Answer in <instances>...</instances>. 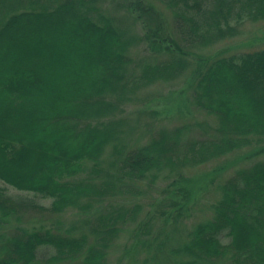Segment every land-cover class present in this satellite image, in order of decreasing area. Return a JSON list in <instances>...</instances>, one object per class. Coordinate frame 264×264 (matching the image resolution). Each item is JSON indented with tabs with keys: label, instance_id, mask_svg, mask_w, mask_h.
I'll return each mask as SVG.
<instances>
[{
	"label": "trees",
	"instance_id": "16d2710c",
	"mask_svg": "<svg viewBox=\"0 0 264 264\" xmlns=\"http://www.w3.org/2000/svg\"><path fill=\"white\" fill-rule=\"evenodd\" d=\"M106 2L0 0V264H110L120 245L135 264H264V159L189 172L264 141V49L195 59L191 102L214 122L130 141L123 116L190 49L264 22V0H129L131 20ZM203 191L211 212L188 224Z\"/></svg>",
	"mask_w": 264,
	"mask_h": 264
},
{
	"label": "rangeland",
	"instance_id": "374dc122",
	"mask_svg": "<svg viewBox=\"0 0 264 264\" xmlns=\"http://www.w3.org/2000/svg\"><path fill=\"white\" fill-rule=\"evenodd\" d=\"M127 1L129 0H112L110 2L107 0L106 3L111 12L124 19H130L129 13L119 6V4H125ZM144 1L149 3L150 0ZM156 2L159 3L158 1ZM161 9L164 12V30H166V33L171 36V34L175 32L173 17L165 6L162 5ZM137 30L142 31V28L137 27ZM238 31L239 32L234 36H228L207 46H197L190 49L189 51L191 53L189 58L192 64L184 74L175 80L169 82H156L155 84L140 90L138 97L129 101L125 105L123 116L129 119L130 126H127V130L130 141H137L138 139L147 141L148 135L151 132L153 133L163 124H183L194 120H208L214 122L213 117L208 116L204 111L195 109V106L191 102V94L193 92L192 86L195 79V70L193 71L195 59H198L199 57L216 59L221 56H228L235 53L264 49V22L246 21L241 27H239ZM146 52L150 53L151 48L144 42L139 43L133 48V55L141 56L145 55ZM178 103H182L179 109L177 108ZM185 103L190 106V109L188 108V105L186 107L183 105ZM242 150L236 154L228 155L225 159L221 157L192 168L189 172H194L195 174H192L191 178L198 179L199 176L205 175V172L212 170L214 172L222 165H228L226 172L224 173V177H227L235 171L236 167L264 159V141L257 146H249L247 149ZM243 152H245L244 155ZM239 153L244 156V159L239 163H234L235 159L239 160L241 157V155H238ZM220 179H222L221 176L217 179L216 183L219 182ZM207 181L208 179L203 178L202 183H199V185L204 184ZM197 185L198 184H192L190 190H196ZM6 186L8 187L9 192L13 194L23 193L22 191L16 190L14 187L9 185ZM212 186L213 184H211L208 189ZM208 193L209 192H206L204 194L203 191L202 194L200 193L202 199L193 200L190 204L191 208L188 212L186 223L190 224L198 221L203 216L210 214L211 211L208 204L211 201H214L216 195L214 192L211 196H208ZM26 194L27 193H25V195ZM153 194H156V192H149V197ZM41 201L44 204H49L48 199H41ZM64 216L66 217L65 220L69 218L68 221L77 218L72 210L67 211ZM156 227L157 226L153 227L152 231ZM123 235L125 236V233ZM124 239H126V237H124ZM124 239H121V243H123ZM124 255V246H118L110 254V264H135L131 263ZM142 257H144V255H142Z\"/></svg>",
	"mask_w": 264,
	"mask_h": 264
}]
</instances>
